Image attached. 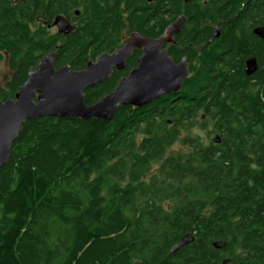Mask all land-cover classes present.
Returning <instances> with one entry per match:
<instances>
[{"label":"trees","instance_id":"obj_1","mask_svg":"<svg viewBox=\"0 0 264 264\" xmlns=\"http://www.w3.org/2000/svg\"><path fill=\"white\" fill-rule=\"evenodd\" d=\"M232 1V14L264 22V0ZM73 9L74 29L52 31ZM118 22L116 7L97 0H0L10 70L0 101L51 51L55 68L79 71L119 48ZM231 40L159 102L119 106L106 120H24L0 168V264H264V45ZM236 55L256 57L259 69L223 68ZM139 56L87 88L84 102L109 94ZM188 233L194 240L170 254Z\"/></svg>","mask_w":264,"mask_h":264},{"label":"water","instance_id":"obj_2","mask_svg":"<svg viewBox=\"0 0 264 264\" xmlns=\"http://www.w3.org/2000/svg\"><path fill=\"white\" fill-rule=\"evenodd\" d=\"M52 25L63 34L74 29L62 15L56 16ZM178 26L176 23L158 39L132 33L123 40L121 47L111 53H101L79 71L71 70L69 65L55 68L54 51L40 58L27 72L26 80L14 98L0 101V168L7 161L24 120L58 116L83 121L106 120L119 106L143 107L156 103L163 96L177 93L187 78L185 64L174 65L161 47ZM254 33L264 39V27L256 28ZM134 50H141L137 65L119 79L109 94L87 105L84 102L85 90L107 79L113 69L123 70ZM257 70L255 57L245 60V76L253 75ZM212 141L219 143V136L215 135ZM193 240V235L185 234L171 247L170 254ZM225 245L224 241L212 242L215 249H222ZM225 263L226 260L222 262Z\"/></svg>","mask_w":264,"mask_h":264},{"label":"flooded vegetation","instance_id":"obj_3","mask_svg":"<svg viewBox=\"0 0 264 264\" xmlns=\"http://www.w3.org/2000/svg\"><path fill=\"white\" fill-rule=\"evenodd\" d=\"M97 2L98 6L103 8L108 7L113 10L116 7L119 17L117 29L120 30L121 45L123 40L132 33H139L152 39H158L167 29H171L176 23H179L169 40L162 44L161 49L166 51L167 56L174 65L185 64L187 77L200 70L205 52H209V50L214 48L213 55L216 53L220 55L219 47L228 41L233 42L234 40H231L232 37L246 47L251 44L252 37L262 42V46L264 45V39L254 33L256 28L264 27V22H253L251 17L239 16L240 9L232 14V8L235 3L232 0H105L106 4L101 2V0H97ZM108 11L106 9V12ZM140 13L149 16L143 21L144 24L138 22L134 17ZM60 15L70 25L75 27L76 21L74 17L78 15L74 13V9L68 16ZM161 28H163V32L156 36L138 32L143 30L145 32L151 30L155 32ZM52 29L57 32L56 27L53 25ZM134 51H140L141 55V50ZM250 57L254 56L246 55L240 57L236 55V58L229 61L227 65L222 64V66L225 69L230 66L235 69L241 67L244 73L245 60ZM220 67L221 64L217 65L216 63L215 70ZM180 91L181 89L178 92Z\"/></svg>","mask_w":264,"mask_h":264},{"label":"rangeland","instance_id":"obj_4","mask_svg":"<svg viewBox=\"0 0 264 264\" xmlns=\"http://www.w3.org/2000/svg\"><path fill=\"white\" fill-rule=\"evenodd\" d=\"M51 30L54 31V29H51ZM9 75H10V70L8 68V65H7V57L4 56V58L0 61V85L3 84V78L5 76H9ZM194 132L199 133V134H202V131H200L199 129H196ZM178 149H180V144L179 143H175L169 149L168 153L171 152V151H176Z\"/></svg>","mask_w":264,"mask_h":264}]
</instances>
